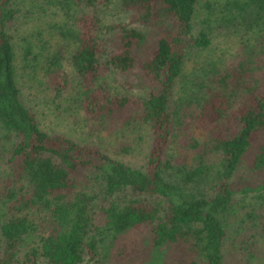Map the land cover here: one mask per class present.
Wrapping results in <instances>:
<instances>
[{
	"label": "trees",
	"instance_id": "1",
	"mask_svg": "<svg viewBox=\"0 0 264 264\" xmlns=\"http://www.w3.org/2000/svg\"><path fill=\"white\" fill-rule=\"evenodd\" d=\"M115 1L132 11L130 21L155 30L153 44L134 56L144 43L140 30L128 22L98 25L96 9L79 14L68 53L77 76L69 101L91 119L149 129L141 165L83 134L41 125L22 89L38 92L37 70L50 71L57 58L38 29H17L21 0H0V166L7 164L0 176V264H81L86 253L101 260L116 254L123 264H228L231 253V264H253L264 230L246 237L241 224L264 213V76L220 72L211 56L186 66L190 51L212 42L210 29L192 31L196 0ZM238 6L253 28L248 51L264 50V0ZM35 7L29 9L40 11ZM107 71L143 92L110 93L101 78ZM57 73L59 89L67 77ZM235 97L244 99L232 107ZM185 119L207 127L205 137L193 135ZM181 127L186 154L178 160L170 142Z\"/></svg>",
	"mask_w": 264,
	"mask_h": 264
},
{
	"label": "rangeland",
	"instance_id": "2",
	"mask_svg": "<svg viewBox=\"0 0 264 264\" xmlns=\"http://www.w3.org/2000/svg\"><path fill=\"white\" fill-rule=\"evenodd\" d=\"M107 1V2H106ZM110 0H68L65 3L57 0H21L22 13L19 21L16 22L17 29H23L26 32H31L32 35L39 30L40 38H46L44 42V48H48L54 51V55L57 58L56 66L50 71L38 69L36 75L35 86L39 90L36 92L35 88H24L22 93L24 98L28 100L30 104H34V108L37 107L38 117L41 125L45 128L51 129L54 133L63 132L69 134L72 137L83 134L87 142L97 143L104 148L106 153L116 156L125 162L132 165H141L144 163L145 154L149 150V144L151 135H149V129L144 127L131 126L120 128L111 122L98 121L87 115L85 111H82L80 107H74L70 103L69 98L75 95V91L72 88L76 82L77 76L75 75L73 68L70 65L68 59V53L76 45V38L73 36V32L76 29L78 32L79 24L77 17L81 13H92V9H96L99 13L100 22L98 25L115 22H128L129 27H135L142 32L144 43L137 44L133 48L134 56H143L148 53L149 45L153 44L151 41L155 35V30L149 26H143L136 22L129 20L131 12L121 6L120 2L115 1L116 5L109 4ZM240 0H196L194 4L193 14L191 17V27L193 32H197L199 29L205 31L210 29L211 31V44L209 48L190 51L189 61L186 66L189 68L193 63L192 59L199 60L203 56H211L215 60V63L220 72H227L228 74L243 72L249 73L252 71V75L256 77L264 76V50L262 51H248L250 43L253 38L250 35V31L253 29L249 25V21H245V17L238 11V3ZM39 6L40 11H32ZM29 7L32 9L30 10ZM109 7V8H107ZM43 10V11H42ZM20 11V12H21ZM241 11V10H240ZM244 11V9H242ZM83 21V19H82ZM260 24L264 23V19L258 20ZM84 22V21H83ZM102 26V25H101ZM100 30H97L99 33ZM208 32V31H207ZM34 33V34H33ZM101 33V32H100ZM105 36V33H104ZM249 39H248V38ZM105 40V38H103ZM33 51L38 50L37 46L32 47ZM209 50V52H208ZM40 53V55H39ZM45 54L44 51H39L38 57L42 58ZM195 53V56H194ZM198 54V55H197ZM239 61L242 63L239 64ZM18 65V64H17ZM18 68L21 69L19 65ZM29 70V69H28ZM58 71H63L67 77V84L57 89L54 86L52 78L58 75ZM103 71V68H101ZM18 72L20 73L19 69ZM122 77H126L121 74ZM119 73L106 72L102 75L104 83L107 84L109 92H120L134 97L137 92L142 93V88L122 86L119 83L121 79ZM123 78V79H124ZM234 79L236 84L238 83L237 77ZM122 79V82H123ZM105 80L107 82H105ZM59 84H63L59 81ZM239 86H245V82L241 79ZM129 88V89H127ZM30 92V93H29ZM75 97V96H74ZM243 97H235L231 104L235 107L241 104ZM46 100V103L44 101ZM87 117V118H86ZM189 131H192L193 135H198L199 138L205 137L207 133V127L196 128V124H189L188 119H185ZM107 121V120H106ZM116 125V126H115ZM182 131L179 132L177 139L170 142L179 153L178 160L186 154L183 145L186 143L185 136ZM137 131L141 137H136ZM169 140V139H168ZM129 143L131 147L121 150L120 144ZM123 147V146H122ZM149 147V148H148ZM145 155V156H144ZM7 164L0 166V176L2 170L6 168ZM2 169V170H1ZM241 211V210H240ZM98 218V217H96ZM99 222V219L95 220ZM255 223V226L252 225ZM243 228L241 231L248 236L251 235V229H254L255 238L259 233L264 230V213H258L253 221L245 219L242 221ZM236 227V223L235 226ZM252 235V236H253ZM257 246V252H253L255 255L253 264H264V246L260 241ZM125 250V249H124ZM111 251L115 252L114 248ZM176 256L186 257L188 260V254H183L180 251L175 252ZM187 255V256H186ZM122 257L119 255L111 254L106 259L101 260L96 255L90 257V253L84 254V258L81 264H123ZM231 264V253L229 255V262Z\"/></svg>",
	"mask_w": 264,
	"mask_h": 264
}]
</instances>
